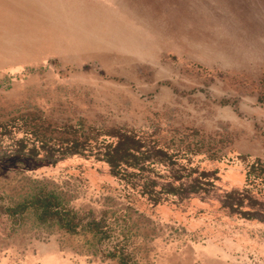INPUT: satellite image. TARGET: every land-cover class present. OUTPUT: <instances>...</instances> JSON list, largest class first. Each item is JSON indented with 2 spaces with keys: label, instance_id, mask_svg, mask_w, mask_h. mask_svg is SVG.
Wrapping results in <instances>:
<instances>
[{
  "label": "rangeland",
  "instance_id": "374dc122",
  "mask_svg": "<svg viewBox=\"0 0 264 264\" xmlns=\"http://www.w3.org/2000/svg\"><path fill=\"white\" fill-rule=\"evenodd\" d=\"M66 7L0 0V264H264V76L161 38L140 55ZM121 132L150 158L113 173Z\"/></svg>",
  "mask_w": 264,
  "mask_h": 264
},
{
  "label": "crops",
  "instance_id": "0c3cea01",
  "mask_svg": "<svg viewBox=\"0 0 264 264\" xmlns=\"http://www.w3.org/2000/svg\"><path fill=\"white\" fill-rule=\"evenodd\" d=\"M66 2V11L80 13L73 27L87 24L97 39H107L104 42L118 38L143 55L147 44L161 38L162 44L172 42L180 52L187 50L192 59L203 53L210 64L223 61L217 65L230 76H254L258 81L264 76V0Z\"/></svg>",
  "mask_w": 264,
  "mask_h": 264
},
{
  "label": "trees",
  "instance_id": "16d2710c",
  "mask_svg": "<svg viewBox=\"0 0 264 264\" xmlns=\"http://www.w3.org/2000/svg\"><path fill=\"white\" fill-rule=\"evenodd\" d=\"M116 138V142L113 144V142L106 143L104 146V153L103 157L105 158V162L109 165L112 172L115 173V169H119L121 166L129 167L130 163L133 162V160H138L139 158H142L143 155H145L146 152H143L141 143L135 138L134 135L128 134L126 132H121L119 135L113 136ZM41 142L37 139H34L31 145L32 147L27 149V151L31 154L34 153V155L37 154L36 149V142ZM70 143V141H69ZM27 146V143H25V140H21L19 142H16L14 144L15 151L14 153L22 152L25 150ZM83 146V142H79L77 140L71 141L70 147H65V155L66 154H75L79 153L81 148ZM155 152L159 155L163 152L159 149H155ZM24 153V152H23ZM146 158H150L146 155V157H143V159L146 160ZM55 163V161H52ZM175 188H171V192H173ZM176 190V189H175ZM30 196V204L36 208L35 211L38 212L40 219L45 220L47 216L52 214L50 212L51 207L54 205H57L55 203V196H47V195H40L39 193L29 195ZM24 204H18L16 205V208L13 209V212L20 210V208H24ZM12 212V213H13ZM54 213H58L55 211ZM69 220L66 221L65 226H68Z\"/></svg>",
  "mask_w": 264,
  "mask_h": 264
}]
</instances>
